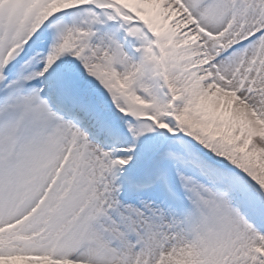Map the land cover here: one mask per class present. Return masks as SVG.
<instances>
[{"label": "snow or ice", "instance_id": "obj_1", "mask_svg": "<svg viewBox=\"0 0 264 264\" xmlns=\"http://www.w3.org/2000/svg\"><path fill=\"white\" fill-rule=\"evenodd\" d=\"M0 264H264V0H0Z\"/></svg>", "mask_w": 264, "mask_h": 264}]
</instances>
